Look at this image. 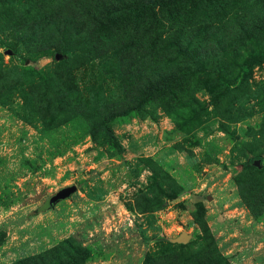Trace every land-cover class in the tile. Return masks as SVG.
<instances>
[{"label": "rangeland", "instance_id": "1", "mask_svg": "<svg viewBox=\"0 0 264 264\" xmlns=\"http://www.w3.org/2000/svg\"><path fill=\"white\" fill-rule=\"evenodd\" d=\"M259 57L264 0H0V264H264Z\"/></svg>", "mask_w": 264, "mask_h": 264}, {"label": "water", "instance_id": "2", "mask_svg": "<svg viewBox=\"0 0 264 264\" xmlns=\"http://www.w3.org/2000/svg\"><path fill=\"white\" fill-rule=\"evenodd\" d=\"M254 164L258 167H261L260 160L257 159L254 161ZM76 190V186H68L65 188H62L58 193H56L54 196H52L49 201L46 203L45 207H48L52 204H55L61 199H64L66 197H69L74 191ZM189 240V235L186 233V231H183L180 236L177 238L171 239L172 242H181V243H186Z\"/></svg>", "mask_w": 264, "mask_h": 264}, {"label": "trees", "instance_id": "3", "mask_svg": "<svg viewBox=\"0 0 264 264\" xmlns=\"http://www.w3.org/2000/svg\"><path fill=\"white\" fill-rule=\"evenodd\" d=\"M264 60V57H259L258 59H257V62H262ZM250 67H251V65H243L242 67H241V75L243 74V73H245L246 71H248L249 69H250ZM255 160H253V162H254ZM261 163V162H260ZM261 166H262V164H261ZM260 168V167H259Z\"/></svg>", "mask_w": 264, "mask_h": 264}]
</instances>
